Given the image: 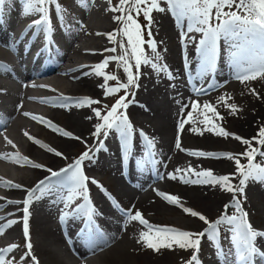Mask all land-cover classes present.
Returning <instances> with one entry per match:
<instances>
[{
    "label": "bare ground",
    "instance_id": "6f19581e",
    "mask_svg": "<svg viewBox=\"0 0 264 264\" xmlns=\"http://www.w3.org/2000/svg\"><path fill=\"white\" fill-rule=\"evenodd\" d=\"M16 1H19V0H13V3H16ZM61 2H62V0H61ZM82 2H84V1H80V2L74 1L73 8H71L73 12H72L71 17L68 20L64 19V21H59L57 16H56V14H55V11L54 12H50L51 22H52V25H53V31L50 34H48V36H45L39 29H32V30H35L33 32V34L31 36L27 35V33L30 31V25L33 23L34 20L39 18V15L25 16L23 14V9H21V10H18L17 12L15 11V16H13V17L8 19L7 18V14L8 13L7 14L5 12L3 13L2 19L7 20V26L4 27V24L0 25V40L4 41V40H7L8 38H12L13 42H15L13 45L14 46H18V47L16 49L17 53H14L12 50H7L6 48H0V65L6 64V65H10V66H12L14 68L13 70H11L10 68L8 69V67H7V70H2V71L0 70V93H2L4 95V97H5V95L9 96V99H7L4 104L1 105V103H0V182H5L6 181L9 184L13 185V187H11V188L0 187V211L1 210L3 211V213L0 214V224L1 225L2 224H6L8 221H11V220H8V217H10V216L12 217L13 214L17 213V210L10 211L9 209H11V208H8L7 205H15L16 204V206H17V204L20 203V201H18V200L22 199V196H21L22 192L24 193V195L25 194L27 195L28 194V190L30 188L31 189L35 188L36 185H38L40 181L45 180L46 178L50 177L51 173L48 171V169H51L52 171L60 172L62 169L69 167V165H71V163H67L66 162L67 164H64V165L61 166L63 161H61V162H59V161L62 160V159L65 161V160H68V159L74 157L75 149L79 145H83L82 148L80 147L82 151H89L90 150L89 143L91 144V142H89V141H91V140L93 141L92 138L95 136L94 135V133H95V125L97 123H100V121L95 117L93 109H101L102 115H106L107 111L110 110V108H111L109 103H108L109 100H103V98H105L104 97L105 88L103 87L104 79L101 76H96L93 70L98 64L102 63L107 57H112V55L104 56L102 54H99V50L103 49L104 48L103 46H105V45H102V44L100 45L99 43L97 44L95 41H97V38L99 39L103 35H105L103 37H106L107 36L106 33L110 34L111 30L114 29L115 27L114 28H112V26L111 27H107V24L105 23V21H106V18H108V17H105V16L103 17L102 15L100 16L99 13H98V10L95 11V10H91V9L89 10V8L87 9L86 4L84 5ZM118 4H119V0H117L116 6ZM20 5H21V3H20ZM107 12H108V10H107ZM116 13L117 12H114L112 14L110 13L111 15L109 16V18H111V19H108V20H112L113 23H115V24L117 23V21L114 19V17L117 16ZM154 13L155 14H153V16H154V19L156 21L158 19L156 17H157V15L160 16L159 15L160 13H156V12H154ZM168 21H170V20H168ZM172 21H173V19H172ZM144 22H146V21H144ZM13 23H15V24L17 23V25L14 26ZM166 23H168V22H166ZM171 24L172 23H170L169 25H171ZM62 25L66 26V28L68 29V33L65 32L64 28H62ZM175 28H177V27H175ZM157 30H160V29L157 28ZM163 30H165V29H163ZM176 31L178 32V30H176ZM185 31H186V29H185ZM114 32H112V33H114ZM155 32H156V30H155ZM155 32H154V29H153V33H155ZM77 33H83V34H86V35L88 34V37L90 38V40H88L89 38L87 40L89 42L84 43L85 42L84 40H79V42L74 45V42L77 39L76 38L77 37ZM181 33H182V30H181ZM177 34H176V36H177ZM58 35H61L62 38H63V41H61L62 53L59 55V58L56 61L42 60V61L39 62L40 66H41L42 73L44 74V75H42L40 77L42 79L40 81V83L37 82V83H34V84H29L31 86L30 88H28V87H26L24 85H21L20 82H19V79H18L20 76H23L24 78H26V80L30 79V76H29L30 70L28 69L30 62L28 60H25V61L23 60L26 57L18 60L17 56L18 55H22V52H25L27 55H29L31 57H34V55L38 52L40 47L44 48L45 47L44 45L49 44V39L51 41H53L54 39H56L58 37ZM116 37H118V36H116ZM21 38H24L23 41L21 40ZM169 38H171V36ZM156 39H159V36ZM178 39H179V37H178ZM117 40H118V38H117ZM172 42H174V40ZM189 43H192V42H189ZM170 44H171V42H170ZM188 48H190V47H188ZM106 49H107V47H106ZM178 50L180 51V49H178ZM72 52H73V54L76 55L75 58H77V56L80 57L79 61H76L77 59L75 60V58L74 59L70 58V57L68 58L69 53L72 54ZM195 56H197V55L195 54ZM168 58H169V56H168ZM170 61H172V60H170ZM197 61H198V59H196L195 61H192V63L195 64V63H197ZM108 66L109 65L106 66L105 70H109L110 69ZM112 66H113V64H112ZM109 71H111V70H109ZM226 71H228V70H226ZM118 72H119V68H118ZM108 74H110V73H108ZM66 76L68 77L67 80H66ZM123 77H125V76L123 75ZM123 77L122 78L120 77V78L123 79ZM147 77L145 78L146 80H147ZM10 78H12L14 80V83L11 82V81H8V79H10ZM37 79H39V78L37 77ZM159 81H161V80H159ZM246 82H248V81H246ZM179 85H180V88H181V84H179ZM142 87H143V85H142ZM156 88H158V87H156ZM148 89H149V87H148ZM135 90L136 89L133 90L134 94L136 92ZM141 90H143V89H141ZM145 90H147V89H145ZM175 90H177V89H175ZM240 90H241V88H240ZM253 90H255V94L253 93ZM156 91H158V90L156 89ZM153 92H154V90H153ZM180 92H182V91H180ZM236 92L238 93L237 90H236ZM147 93H148V91H147ZM154 93H156V92H154ZM161 93H163V91L160 92V94ZM212 93L214 94L213 96L219 98V100L221 99V97H224L225 100H231L232 99L230 96H226L221 91L220 92L214 91ZM229 93H231V91H229ZM229 93H228V95H229ZM233 94H234V92H233ZM240 95L242 96V100L247 98V99L251 100L252 103H253L252 104L253 109H254L253 115L251 117L249 116L246 119V117H245L246 114H247L246 113V114H244L245 116L243 115L241 117V119L239 118V124L241 125V129H242V127H244V132H242V133H244L246 137H250L251 134H254L258 130V127H260L259 125H261L262 121L264 120V83L263 84L260 83L259 86L252 87V89H251L250 86H249V89L244 87V90L241 91ZM61 96L68 97V98H71V99L69 101H67V102H62V101L59 100V98ZM171 96H172V94H171ZM134 97H135V95H134ZM134 97H133V99H134ZM253 97H255V99H253ZM83 98H91V99H94V100H98V101H100V103L99 104H94V105H91V106H82V107L75 106V102L77 100H80V99H83ZM107 98L110 99L111 97H107ZM141 98H143V97H141ZM148 98H149V96H148ZM238 99H237V101H238ZM139 100H142V99H139ZM143 100H144V98H143ZM232 100H234V99H232ZM42 101H48V102L47 103H43ZM158 101H160V100H158ZM199 101H201V100H199ZM203 101L205 102L204 99H203ZM110 102H111V99H110ZM161 102H162V100H161ZM61 103H67V104H69L71 106L59 107ZM201 104L204 105V103H201ZM211 104H212V102H211ZM215 104H217V103H215ZM168 105L169 104H167V106ZM190 105H192V104H190ZM234 105H237V104H234ZM130 106L133 107L132 109L136 108L135 107L136 105L134 103H130ZM151 106H153V105H151ZM240 106H242V104H240ZM57 107H59V108H57ZM185 107H186V105H185ZM243 108H244V106L242 107V109ZM127 109H125V110H127ZM140 109H143V108L140 107ZM167 109H169V107ZM167 111H169V110H167ZM190 111H191V109H190ZM190 111H188V112H190ZM183 112H182V114H183ZM237 112H238V110H237ZM25 113H27L28 115H25ZM156 113H158V112H156ZM148 114H149V112H148ZM198 115L199 114H197V116ZM163 116H166V114L163 115ZM186 116H187V114H186ZM32 117H37L38 119H33ZM133 117H134V115H133ZM128 118H129L131 124L133 125V129H134L133 137L135 138V136H137L136 135L137 132H139L138 130L136 131V128H137V125H138V120H136L135 118H131L130 119V116H128ZM179 118H180V116H179ZM25 119L33 120V121L37 122L38 125L36 124L37 126H33V127H30V129H28V127H26L27 125H26V120ZM154 120H156V119H154ZM160 120H159V122H160ZM163 120H165V118ZM167 120L168 119H166V121ZM199 120H197V121H199ZM203 122L204 121H202V123ZM167 123H168V121H167ZM151 124H153V123H151ZM239 124H237V125L239 126ZM30 126H32V125L30 124ZM52 126H55V128L58 129L59 131H54ZM139 126H142V125H139ZM153 126L154 125L149 126L148 129L150 127H153ZM161 126L157 128L158 133L161 131L160 129H163ZM209 128L210 127H205L204 128L205 136L207 138L206 142L209 144V146L207 148L208 152L212 153L214 156H218V157H225L227 155H230L233 152V151H231L233 146L229 145L226 142V139L221 140V139H219V137L217 138V136L216 137L214 136V137L211 138L210 135L214 131L212 133L207 132L206 130H208ZM150 129H152V128H150ZM164 129H163V131H164ZM154 130H155V128H154ZM230 130L226 129L225 131L229 133ZM143 131H145V130H143ZM189 131L196 137L202 135V132H197L195 130V128L194 129L192 128ZM63 132H67L70 135L68 137H65L64 135H62ZM235 132H237V131L235 130ZM148 133L147 134L149 135V138L152 137L153 133H154L153 129H152V131L149 130ZM163 134L164 133H162V135ZM231 134L233 135V132H231ZM214 135H216V134L214 133ZM158 137H160V136H158ZM183 137H184V135H183ZM177 138H178V135H177ZM192 140H194V139H192ZM35 141H39L40 143L37 144ZM84 142L85 143L88 142V143L85 144ZM118 142H119V140H117L114 143V146L117 147V143ZM200 142H201V140H200ZM229 143H231V142H229ZM199 144L200 143L198 142V146L200 147L201 144L200 145ZM40 145H44V147H41ZM181 145H183V144H181ZM204 145H205V143H204ZM174 146H175V144H174ZM246 146H248V145H246ZM246 146H245V148H246ZM48 148L52 149V151H48L47 150ZM155 148H156V146H155ZM175 148H177V147L175 146ZM100 151H101V153H108V152H110L112 150H110V149H101ZM55 152L62 153V156L55 155ZM95 152L98 153L99 151H95ZM93 154H94V152L92 153V155ZM173 157H174V155H173ZM14 158H23V159L21 160L20 163L10 162ZM185 158H187V157H185ZM214 160L215 161L213 162V165H212V167H213L212 171L216 172L220 176H223L224 172L226 173V175H230V173H232L231 171H228L229 167H233L232 160H229L227 158H220V159H214ZM25 161L30 162V164H40L42 167L39 168V169L31 167L30 164H25ZM190 162H192V159L190 160ZM176 163H178V162L176 161ZM179 163L181 164V162H179ZM241 163L245 164L243 162H241ZM9 164H10V166H7ZM21 164H25V166H21ZM191 164H193V163H191ZM13 165H15L16 167H14ZM57 165H59L58 166L59 168L57 167ZM183 166L180 167V165H179L178 167H180L179 169H182V170H186V169L189 168V167H183ZM88 167H89V165H88ZM125 167H127V164H125ZM176 167H177L176 165L174 167L173 165L172 166H170V165L168 166L166 164L161 169V171H164V170H165V172L175 171ZM212 167H210V168H212ZM85 168H84V163H83L82 164V171L85 173L86 176H88L90 178V180L94 179V178H92L93 176L91 177L92 174L91 175L86 174L87 173L86 172L87 168H86V170H85ZM13 169H15V171ZM192 169H194V167ZM199 171H201V170H199ZM45 172H47V174L44 175ZM188 176H190L191 179H195V177L192 176L191 174H188ZM160 177L161 176H157L156 179H158ZM112 179H114V178H112ZM53 180H55V178H53ZM171 181H172V179H171ZM30 183L32 184L31 185L32 187L30 186L28 188ZM15 185H19L20 187L19 188L14 187ZM233 185H235V184H233ZM154 186L155 185L153 184V187ZM185 186L188 189H186L184 191L179 190L178 192H171L172 196H175L178 199H180L179 200V208L182 211H183V208H185V207H187L189 209L190 208L192 209L193 206L190 203H193L194 205L201 204V206H202V204H204V202L206 203V202H208V199H210V202L213 203V204H209L208 205L209 207H207V209H208L209 212H211V211H214L213 207H216L217 204H219L222 201L221 197H220V194H221V188L220 187H211L210 185H209L210 187L209 186H200L199 187L197 185H192V184H185ZM25 187H26V191H25ZM60 187L61 186H57L56 189L60 188ZM201 188H202L203 194H199V192H201L200 191ZM60 191H66V189L63 188ZM170 191H173V190L171 189ZM189 192L192 193V195L188 194ZM157 193H159V192H157ZM17 194H20L19 196H21V197L18 198ZM224 194H226V192L223 193V195ZM249 194H251V193H249ZM25 196H23V197L25 198ZM50 196L52 198L57 199V198H59L58 196H60V195H58L57 191L52 190V195H50ZM229 197H231V196H229ZM245 197H243V198H245ZM142 199H144V198H142ZM147 199H145V200H147ZM120 200H121V198H120ZM224 200H226V199H224ZM242 200L244 202V199H242ZM8 201H11L12 203H8ZM147 203H149V202H147ZM147 203L134 199V200L131 201L130 204H131V208L132 209H143L145 211V213L148 215V217L146 216L147 218L145 220L148 221V222H151V225L154 226V227H162V226H158V225H155V224H162L163 226L165 224L167 227H172V228H175L177 230L189 231V232H193V233L200 232V231H198V232L195 231L198 227H200V229L202 228V230L205 227L204 225H203L204 227H202V223L203 222L200 221L198 219V217H196L197 221H192V220L191 221L190 220L186 221V220H184L182 222L183 223L182 228H180L181 226L180 227H178V226L175 227L172 224L167 223L168 221H166V219H164L162 217L157 218L158 216H161L163 214L162 210L158 209V208L154 209V208L151 207L152 203H151L150 206ZM231 203H232V198H231ZM263 204H264V201H263ZM244 206H245L244 211L249 212V210H250L252 212H256L257 214H259V217H257V218L260 220V223H264V205H263V208H261V207H259V205L257 203L255 204L250 199L248 200L246 198ZM220 208H222V207H220ZM34 209H36V208L35 207L32 208V210H34ZM62 209H64V206L62 207ZM216 209H218V208H216ZM169 210H171V209H169ZM174 210H175V208H174ZM44 211H46V210H44ZM64 211H65V209H64ZM35 213H37V212H35ZM100 213H98V214L95 213V214H96V216H100ZM204 213H206V212L204 211ZM22 215L23 214H21V216ZM44 216L45 215L39 216V219H37V220H39V223L40 222L42 224L44 223V221H45V219L43 218ZM15 218L17 219V217H15ZM251 218H253V217H251ZM76 219H77V217H74V218L73 217H69L66 221L61 223L62 228L64 229L65 227L68 226L69 223L74 222ZM151 219L153 221H151ZM18 221H19V219H18ZM160 221H163L165 223H162ZM250 223H252V222H250ZM15 225H16V222H15ZM175 225H176V223H175ZM177 225H180V224H177ZM20 226H18V228H20ZM36 226H37V223L34 226V228ZM16 227L13 228L12 230L14 231V229H16ZM118 229L122 230L121 233H124V231H125L123 225L122 226L119 225ZM38 230L42 231L41 227ZM202 230H201V232H202ZM20 231H22V230L20 229ZM9 232L10 231H7V230L4 231L3 237L8 235ZM31 233H33V229L32 228L29 229V234L31 235ZM10 234L14 238L12 237V239L10 238L11 240H7V239H5L6 238L5 237L4 238L5 241H8L6 246L16 245L17 247L14 249V251L8 253L6 257H8V258L9 257L10 258L15 257L17 259H21V257L22 256H26L27 252H28V249L26 248V239L22 235H20L19 233H18L19 236H15V234L13 235V232L10 233ZM153 235L155 236V234H153ZM30 238H31V236H30ZM114 238L115 237L112 238V241L118 240L117 237L115 239ZM35 240H34L33 237H32V239H30L31 244H32V250L31 251H32V254L36 257V259L40 255V257L43 258V263L44 264L45 263H47V264H66V262H65V260L63 259L62 256H59V255L56 256L55 254L53 255L52 252H50L49 250H46V249L43 248L44 245H42L41 242L40 243L37 242V241L35 242ZM133 240H134V238H133ZM133 240H132V242L126 240L125 243L121 242V240H118L119 242L118 241L117 242L119 244L117 246L113 245V247H110L109 249L107 248L106 250L104 248L105 251L103 253H101L100 255H97L98 256L96 258V260L98 261L97 264H99V263H102V264H124V262L130 261L128 259H131V258L134 259V263L135 264H174V263H177L179 261V258H181V259H182V257L184 258L183 255L185 253H187L188 251H190V252H188L189 255L193 254L191 250H182V249H179L178 247H175V246H174V250L160 249V251L157 252V251H153L152 249H149V248L145 247L143 244L138 243L137 241H136L137 243H135V241H133ZM43 241H44V239H43ZM207 243H208V241H207ZM203 244H205V243L201 244V248H202ZM209 247L214 248V246L211 245V244L209 245ZM17 248H19V249H17ZM100 249H101V247H100ZM102 249H103V247H102ZM262 250H263V248H262ZM95 251L96 250H94L93 253H95ZM201 258H203L202 264H209V261L211 260L210 259L211 256H210L209 252L206 253V254L203 252V254L201 255ZM45 260H47L48 262H45ZM37 261L39 262V264H41L40 262H42V261H40L38 259H37ZM183 262H184V260H183ZM23 264H33L31 256H28L27 259L23 261Z\"/></svg>",
    "mask_w": 264,
    "mask_h": 264
},
{
    "label": "snow or ice",
    "instance_id": "6c2138e0",
    "mask_svg": "<svg viewBox=\"0 0 264 264\" xmlns=\"http://www.w3.org/2000/svg\"><path fill=\"white\" fill-rule=\"evenodd\" d=\"M111 3V0H108ZM10 3V0H0V18H2L5 6ZM49 5L55 6V14L59 21H64L65 12H62L61 5L58 0H23V14L25 16L39 15V18L34 20L30 25V30L39 29L45 36H48L53 31ZM164 5V6H162ZM235 7V10H232ZM225 9H228L225 11ZM109 10L119 12L120 15L114 17L120 23L118 34L125 38L116 40L117 33L108 34V39L119 47V55L106 58L102 63L94 68L96 76L103 77L105 84V96H110L124 91V95L120 96L115 104L107 111L106 115H102L101 109H93L95 117L101 121L95 125L94 135L97 138L103 136L107 138L110 132L114 131L118 134L122 148L127 154L133 143V125L124 111L133 101H129V95L134 96V89L139 88V79L141 76V68L148 67L157 76H163L169 81L174 80L175 76L164 62L161 51L158 48V43L153 36V27L156 26L153 13L169 12L174 17L177 26L183 27L187 22L186 32L182 34V43L187 48L188 41L194 39L193 36L187 35L190 33H198L202 38L198 40L196 52L200 57L199 68L197 70V78H203L207 74L213 72L216 67V59L218 54V42L223 38L226 41H231V46L234 49L232 52L233 66L236 69V78L242 83L254 80L257 77H264V0H119V4ZM135 14V16L133 15ZM142 15L145 24L138 22V17ZM216 21V23H213ZM147 31V40L144 38V31ZM49 43L51 40L49 39ZM147 45V50L145 49ZM113 53L117 52V47L106 49ZM150 51L151 55L147 54ZM110 60L115 61L118 68H122L123 74L126 77V82H122L121 78L116 74H108L104 71ZM135 69V71H133ZM0 70H7V66L0 65ZM108 81H114L115 86H108ZM199 91L203 92L201 88ZM255 94V90H253ZM71 98L61 96L62 102H67ZM225 101L224 97H221ZM47 103L48 101H42ZM100 101L91 98H83L75 102V106H91L99 104ZM226 103V101H225ZM61 106H71L67 103H61ZM200 107L194 103L193 111ZM204 108L212 111L217 117L219 114L211 105H203ZM226 107L235 114L237 107L234 104H227ZM25 115H28L25 113ZM191 113L189 119H191ZM38 119L37 117H32ZM184 121L179 124V128H184ZM210 123V121H209ZM54 131H59L52 126ZM213 131V128H209ZM217 135L227 137L229 133L220 129L216 131ZM62 135L68 137L70 134L63 132ZM146 141L147 147H153V142L143 131L139 133ZM259 139L257 143L261 148H264V128L259 131ZM241 140L240 137H234ZM256 139V138H254ZM39 144V141H35ZM245 145H249L245 153L241 154L247 159L246 164H242L239 159H235L237 169L236 175L239 177L237 185H233L231 180L236 178V175L216 176L212 170L196 171L189 167L186 170L176 169V172H183L184 176L191 174L195 179L181 177L183 183L199 185V186H219L222 190L230 192L233 195V203L225 206V212L215 221H209L203 214L197 213L187 207L183 208L186 214L192 217H198L206 228L202 232L193 233L189 231L177 230L172 227H154L148 223L141 212L136 211L135 214H129L128 219L138 221L141 225L147 228L146 232H141L138 243L153 251L160 249L174 250V246L182 250H191L192 255L187 264H202L199 258V252L203 239L206 237L208 242L214 246L215 252L222 264H254V261H264V250L258 241H264V230H257L248 220V213L244 211L240 200L237 198V193L244 194L245 187L249 181L262 183L264 182V151L260 148L251 147V141L242 140ZM44 147V145H40ZM176 147L180 148L179 140ZM104 148L101 141L99 147L95 151ZM48 151L52 149L48 148ZM93 150L85 151L75 160L69 167L62 169L60 172L52 171L50 177L39 182V184L28 190L27 198L24 203L23 231L26 239L27 255L21 257V264L31 256L33 264H39L36 257L32 254V244L29 235V205L34 200L42 199L50 193L54 185H59L66 189V197L62 203L65 211L62 213L60 220L64 222L69 217H82L85 223V232H91L95 225L93 219L95 208L90 199V191L88 184L97 185L104 192L112 203L119 207L118 203L108 195L102 185H99L95 179H91L82 171L84 161L94 159L90 154ZM154 155V153H152ZM190 155L220 159L227 158L233 160L234 157L227 155L225 157L214 156L212 153L196 151L189 153ZM55 155L62 156V153L55 152ZM261 157V162H257L256 157ZM23 158H14L10 162L20 163ZM127 159V155H125ZM25 164L30 162L25 161ZM21 164V166H25ZM31 167L41 168L40 164H30ZM55 178V180H53ZM171 179H177V175L172 174ZM0 187L11 188L13 185L8 182H0ZM14 187L19 188V185ZM39 193V195H37ZM163 198L170 204H179L177 197L172 195H164ZM246 199V197H245ZM82 200L83 203H76ZM8 203H12L8 201ZM231 207L236 210L235 215H229L227 209ZM15 221H8L6 225L0 226V235H3L7 227H11ZM222 227H227L230 233V247L225 250L219 243ZM153 233L155 236H153ZM17 246L11 245L4 249H0V264H13V261L7 260L6 255L12 252ZM234 250V251H233Z\"/></svg>",
    "mask_w": 264,
    "mask_h": 264
},
{
    "label": "rangeland",
    "instance_id": "374dc122",
    "mask_svg": "<svg viewBox=\"0 0 264 264\" xmlns=\"http://www.w3.org/2000/svg\"><path fill=\"white\" fill-rule=\"evenodd\" d=\"M21 1V2H20ZM74 1H78V2H80V1H84V2H82L84 5L86 4V7H87V9L89 8V10L91 9V10H98V13H99V15L101 16H105V17H108V18H106V21H105V23L107 24V27H111L112 26V28H114V29H112L111 30V32H110V34L112 33V32H114V33H117V35L116 36H118V37H115V39L117 40V38H118V40H120V39H125V38H123V37H121L119 34H118V32H119V29H120V23L117 21V23L115 24V23H113V21L112 20H108V19H111V18H109V16L112 14V13H114V11L112 12L111 10H109L110 8H113V7H115L116 6V4H117V0H111V3H109L108 2V0H62V2H61V0H58V3L61 5V10H62V12H65V10H66V13H65V19H69L70 17H71V15H72V9L71 8H73V5H74ZM68 2V3H67ZM87 2V3H86ZM20 3H21V5H20ZM70 3V4H69ZM69 6H68V5ZM114 4V5H113ZM10 5V6H9ZM72 5V6H71ZM83 5V6H84ZM71 6V7H70ZM102 8H101V7ZM162 6H164V5H162ZM50 9H49V12H54L55 10V6L54 5H49L48 6ZM95 8V9H94ZM21 9H23V0H19V1H16V3H13V2H10L9 4H7L6 6H5V9H4V12L7 14L8 13V15H12V17L13 16H15V11L17 12L18 10H21ZM10 10V11H9ZM69 10V11H68ZM100 10V11H99ZM107 10H108V12H107ZM228 9H225V11H227ZM232 10H235V7H233V9ZM110 11V12H109ZM10 12V13H9ZM89 12V11H88ZM111 13V14H110ZM119 12H117L116 13V15L117 16H119L120 15V13L118 14ZM69 14V15H68ZM153 14H155V13H153ZM164 14V15H163ZM36 15H38V14H36ZM134 16H135V14H133ZM160 16H158L157 15V17L156 18H158L157 20H156V27L154 26L153 27V29H154V32H155V30H156V32L155 33H153V36H154V39L157 41V42H161V43H158V48H159V50L161 51V55H162V57H163V60H164V62H167V65H168V68L171 70V72L174 74V76H175V79L174 80H171V81H169L167 78H165V77H163V76H156V74H154L153 72H152V70L150 69V68H148V67H143V68H141V76H140V80H139V88L138 89H136L135 91V97L134 96H132V95H129V97H128V100L129 101H133V102H131V103H134L136 106V108L135 109H132L133 107L132 106H130V104H129V107H128V109L127 110H121V111H124L125 113H127L126 115H128V116H130V119L131 118H135L136 120H138V125H137V128H136V131L138 130L139 132H141V131H143V130H145V131H143V133H145L147 136H149L148 134V132H149V130L150 131H152V129H153V131H154V133H153V136L152 137H148L149 139H151L152 140V142H153V147L150 149L149 147H147V144H145L144 146L145 147H143L142 146V151H143V153H144V150L146 151V153L147 154H149V156H152V157H159V158H161V160H166V162H167V165L169 166H174L175 167V165L177 166L176 168H175V171H168V172H165V170L164 171H162V172H160L159 174H158V176H161L160 178H158L157 179V181H155V183L153 182L152 183V185L154 184L155 186L153 187V188H155L153 191H150V190H138V191H135L136 193L134 194V196L132 197V198H130L129 197V195L127 194V192H126V190H125V187L126 186H124V184H123V178H122V173H130V172H135V166L136 167H138L139 166V160H135L136 162H132V165H131V163H130V165H128L127 166V170H125V171H121V172H117V171H115L114 170V175H112V170H110L109 168H108V166H106V167H102V165H100L99 163H97L94 159L93 160H91V161H88V160H86V161H84L83 163H84V168L86 167L87 168V170H86V168H85V170H86V174H88V175H91V177L92 178H96L95 180L98 182V184L99 185H102L103 186V188L106 190V191H109V192H112V193H117V196H118V198H119V200H120V198H121V200H120V202L123 204V206H124V208L121 206V208H122V212H124V216L123 217H120L119 218V220H118V222H117V224H114V227H113V233H115V236L117 237V239L118 240H121V242H126V240H128V241H131L132 242V240H133V238H134V240L133 241H135V243H137L138 242V240L140 239V234H141V232H146L147 231V228L144 226V225H141L138 221H131V220H129L128 219V215L131 213V214H135V212L136 211H139V212H141V214H142V217L144 218V219H146L147 217H148V215L145 213V211L143 210V209H132L131 208V201L132 200H134V199H136V200H138V201H142V202H145V203H147V202H149V203H147L149 206L151 205V203H152V205H151V207L152 208H154V209H156V208H158V209H161L162 210V212H163V214L161 215V216H158L157 218H159V217H162V218H164V219H166V221H168L167 223H170V224H172L173 226H175V227H180V228H182V226H183V221L184 220H186V221H197V218L195 217H192L190 214H185L184 213V211H182L180 208H179V204L178 205H176V204H170V203H168L164 198H163V196L164 195H172L171 194V192H178L179 190H182V191H184V190H186V189H188V188H186V186H185V184L186 183H183L182 182V180H181V177H184V178H191L190 176H184V173L182 172H180V173H176V169H179L180 167H182L183 165V167H191V168H193L194 167V169L196 170V171H199V170H212L213 169V167H212V165H213V162L215 161L214 159H212V158H202V157H197V156H193V155H190L189 153H191V152H196V151H203V152H206V153H209L208 152V150H207V148H208V146H209V144L206 142L207 141V138H206V136H205V131H204V128L205 127H210V128H213V131H208V130H206L207 132H209V133H212L210 136H211V138L212 137H216L217 136V138L219 137V139H221V140H224V139H226V142L229 144V145H231V146H233L232 147V149H231V151H233L230 155L231 156H233L234 157V159L232 160V163H233V167H229V169H228V171H231L232 173H230V175H228V176H233V175H236V171H237V169H236V165H235V159H239L241 162H243V163H247V159H246V157L245 156H242L241 154H243V153H245V151L248 149V147H249V145L248 146H246L244 143H242V140H249V141H251L252 143H251V145L250 146H252V147H255V148H260V150L261 151H264V148H261L260 146H259V144L257 143V140L259 139V136H258V134H259V131H260V129H262V128H264V120L262 121V124L261 125H259L260 127H258V130L254 133V134H251L250 135V137H246L245 136V134L244 133H242V132H244V127H242V129H241V125L239 124V118L241 119V117L244 115V114H246V119L250 116H252L253 115V113H254V109H253V106H252V101L251 100H249V99H247V98H245V99H243L242 100V96L240 95V93H241V91H243L244 90V87L245 88H247V89H249V86L251 87V89H252V87H257V86H259V84L260 83H264V77H257L256 79H254V80H250V81H248V82H241L240 80H237V78L235 77L236 75H237V73H236V69L234 68V66H233V60H232V52L234 51V49L231 47V50L230 49H227V48H225L222 44H219L221 41H226L225 39H221L219 42H218V54L219 53H224V54H226V57H227V61L228 62H225V63H223V64H221V65H219L218 66V70H219V72H220V74H221V76H222V80L215 86V87H213V88H211V89H209L208 91H206V93L204 92V93H194L193 91L195 90V87H196V83L194 82L193 84H189L190 82H183V80H182V77H181V74H180V67H182V66H184L185 64H187L188 63V60L189 59H193V58H199V60L197 61V63H195L194 64V66L195 67H193L194 68V70H198V68H199V63H200V57H199V55H198V53L196 52V48L198 47V39H200V38H202L201 36H200V34H198V33H190V34H187V35H190V36H193L194 37V39L192 40V41H188L187 42V44H188V46H187V48H185V46H184V43H182V34H184L186 31H185V29H186V26H187V22H185V25L183 26V27H178L177 26V23H176V21H175V19H174V17L171 15V13H169V12H166V13H160L159 14ZM171 18V19H170ZM172 19H173V21H172ZM168 20H170V21H168ZM145 20H144V18H143V16L142 15H140L139 17H138V22L139 23H141L142 25L143 24H145L146 22H144ZM168 22V23H166V22ZM159 23V24H158ZM170 23H172L171 25H169ZM213 23H216V21H213ZM14 24V26H16L17 25V23L15 24V23H13ZM105 24V25H106ZM169 25V26H168ZM117 26V27H116ZM163 26V27H162ZM168 28H167V27ZM171 26V27H170ZM175 27H177V28H175ZM62 28H64V30H65V32L66 33H68V29L66 28V26H64V25H62ZM157 28L158 29H160V30H157ZM153 29H152V31H153ZM162 29V30H161ZM163 29H165V30H163ZM174 29V30H173ZM81 30V29H80ZM176 30H178V32L176 31ZM181 30H182V33H181ZM35 30H33L32 32H34ZM185 31V32H184ZM164 32V33H163ZM147 31L145 30L144 31V38L147 40V38H148V36H147ZM163 33V34H162ZM178 33V34H177ZM176 34H177V36H176ZM106 35L108 36V34L106 33ZM164 35V36H163ZM103 36H105V35H103ZM100 37L99 39L97 38V41H95L97 44L99 43L100 45L102 44V45H105V46H103L104 48L103 49H100L99 50V54H102V55H104V56H110V55H112V57L113 56H117V55H119V47H118V45L117 44H115V43H113L112 41H110L109 39H108V37L106 36V37ZM158 36H159V39H156V38H158ZM171 36V38H169ZM61 37V35H58V38H60ZM84 39H83V38ZM164 37V38H163ZM177 37V38H176ZM178 37H179V39H178ZM77 39H76V41L74 42V45L75 44H77L78 42H79V40H84L85 42L84 43H86V42H89L88 40H90V38L88 37V34L86 35V34H83V33H77V37H76ZM89 38V39H88ZM107 38V39H106ZM120 38V39H119ZM161 38V39H160ZM173 38V39H172ZM88 39V40H87ZM169 39V40H168ZM159 40V41H158ZM174 40V42H172ZM178 40V41H177ZM92 41V40H91ZM163 41V42H162ZM166 41V42H165ZM194 41V42H193ZM170 42H171V44H170ZM189 42H192V43H189ZM4 42H0V48H6L7 50H12L14 53H17V47L18 46H14L13 45V43L11 44H9V43H4ZM165 43V44H164ZM7 46H6V45ZM162 46H161V45ZM168 44V45H167ZM179 44V45H178ZM190 44V45H189ZM228 44H230L231 45V41H229V43ZM160 45V46H159ZM175 47H174V46ZM182 47H181V46ZM13 46V47H12ZM168 46V47H167ZM8 47V48H7ZM106 47H107V49H111V48H113V47H117V52L116 53H113V52H111V51H106ZM145 47V49L147 48V45H145L144 46ZM188 47H190V48H188ZM11 48V49H10ZM178 49H180V51L178 50ZM182 49V50H181ZM16 50V51H15ZM147 50V49H146ZM104 51V52H103ZM166 51V52H165ZM194 51V52H193ZM168 52V53H167ZM147 54H149V55H151V53H150V51H147ZM195 54L197 55V56H195ZM73 55V56H72ZM168 56H169V58H168ZM75 58L76 57V55L75 54H73V52H72V54L71 53H69V55H68V58ZM79 56H77V58H75V60L76 61H79V59H80V57L78 58ZM107 58H109V57H107ZM166 59V60H165ZM175 59V60H174ZM170 60H172V61H170ZM229 61L231 62V63H229ZM113 61L112 60H110V62H109V70H111V71H109V70H105L104 69V71L106 72V73H110V74H116V75H118L119 77H123V71H122V68H119V72H118V67H117V64L115 63V61L112 63ZM93 63V62H92ZM112 64H113V66H112ZM176 65V66H175ZM117 69H116V68ZM113 70V71H112ZM226 70H228V71H226ZM2 71V70H1ZM133 71H135V69H133ZM145 71V72H144ZM151 71V72H150ZM232 72V73H231ZM234 72V73H233ZM147 73V74H146ZM150 73V74H149ZM143 75V76H142ZM150 75V76H149ZM148 76V77H147ZM178 76V77H177ZM234 76V77H233ZM147 77V80L145 79ZM150 77V78H149ZM155 77V78H154ZM67 76H66V80H67ZM142 79V80H141ZM145 79V80H144ZM65 80V81H66ZM159 80H161V81H159ZM121 81L122 82H126V78L125 77H123V79H121ZM155 81V82H154ZM163 81V82H162ZM151 82V83H150ZM228 82V83H227ZM238 82V83H237ZM21 84H24V86H26V87H28V88H30L31 86H28V84H26L24 81L23 82H20ZM115 83L116 82H114V81H108L107 82V85L108 86H115ZM147 83V84H146ZM160 83V84H159ZM105 84V81H104V83H103V85ZM157 84V85H156ZM179 84H181V88H180V85ZM142 85H143V87H142ZM148 85V86H147ZM241 85V86H240ZM151 86V87H150ZM163 86V87H162ZM169 86V87H168ZM179 86V87H178ZM141 87V88H140ZM146 87V88H145ZM148 87H149V89H148ZM156 87H158V88H156ZM165 88V89H164ZM170 88V89H169ZM240 88H241V90H240ZM141 89H143V90H141ZM145 89H147V90H145ZM156 89L158 90V91H156ZM175 89H177V90H175ZM184 89V90H183ZM221 89V90H220ZM228 89V90H227ZM141 90V91H140ZM151 90V91H150ZM153 90H154V92H156V93H154L153 92ZM160 90V91H159ZM169 90V91H168ZM182 91V92H180V91ZM236 90L238 91V93L236 92ZM246 90V89H245ZM141 93H139V92ZM145 93H144V92ZM147 91H148V93H147ZM163 91V93H161L160 94V92H162ZM172 91V92H171ZM214 91H218V92H222V93H224L226 96H230L232 99H234V100H225L226 101V103L227 104H229V105H231V103L232 104H237L236 105V107H237V110H238V112L236 111V113H235V115L229 110V108L228 107H226V103H225V101H222L221 99L219 100V98H217V97H215V96H213L214 94L212 93V92H214ZM229 91H231V93H229ZM234 92V94H233V92ZM176 92V93H175ZM227 92V93H226ZM152 93V94H151ZM167 93V94H166ZM182 93V94H181ZM212 93V94H211ZM228 93H229V95H228ZM1 95H0V103H1V105L2 104H4L5 103V101L7 100V99H9V96H6L5 95V97H4V95L2 94V93H0ZM125 93H124V91L123 90H121L119 93H116V94H113V95H110V96H105L104 95V97L105 98H103V100H109L108 101V103H109V105H110V107H112L114 104H115V102H116V100L120 97V96H123ZM139 94V95H138ZM155 94V95H154ZM169 94V95H168ZM171 94H172V96H171ZM207 94V95H206ZM233 94V95H232ZM239 94V95H238ZM143 95V96H142ZM145 95V96H144ZM155 97H154V96ZM164 95V96H163ZM200 95V96H199ZM139 96V97H138ZM148 96H149V98H148ZM174 96V97H173ZM204 96V97H203ZM233 96V97H232ZM107 97H111L110 99H111V102H110V99H108ZM133 97H134V99H133ZM141 97H143L144 98V100H143V98H141ZM157 97V98H156ZM166 97V98H165ZM200 97V98H199ZM240 97V98H239ZM107 98V99H106ZM146 98V99H145ZM151 98V99H150ZM209 98V99H208ZM238 99V101H237V99ZM139 99H142V100H139ZM168 99V100H167ZM203 99L205 100V102L203 101ZM236 99V100H235ZM252 99V98H251ZM253 99H255V97H253ZM136 102H135V101ZM153 102H152V101ZM158 100H160V101H158ZM161 100H162V102H161ZM199 100H201V101H198ZM216 100V101H215ZM196 101V102H195ZM228 101V102H227ZM237 101V102H236ZM244 101V102H243ZM247 101V102H246ZM113 102V103H112ZM155 102V103H154ZM169 102V103H168ZM181 102V103H180ZM185 102V103H184ZM191 102V103H190ZM204 103V105H213V107L215 108V110H216V112L219 114V117H217L212 111H210L209 109H207V108H204L203 107V104H201V103ZM211 102H212V104H211ZM234 102V103H233ZM236 102V103H235ZM137 103V104H136ZM159 103V104H158ZM174 103V104H173ZM188 103V104H187ZM194 103H196V104H198V105H200V107H198L197 108V110L194 112L193 111V108H192V105L194 104ZM215 103H217V104H215ZM245 105H244V104ZM157 106H156V105ZM167 104H169L168 106H167ZM190 104H192V105H190ZM240 104H242V106H240ZM151 105H153V106H151ZM164 105V106H163ZM185 105H186V107H185ZM217 105V106H216ZM251 105V106H250ZM148 106V107H147ZM162 106V107H161ZM183 106V107H182ZM244 106V108L242 109V107ZM247 106V107H246ZM59 107H62L61 106V104H60V106ZM59 107H57V108H59ZM140 107L141 108H143V109H140ZM169 107V109H167ZM185 107V108H184ZM220 107V108H219ZM155 110H154V109ZM162 108V109H161ZM184 108V109H183ZM188 108V109H187ZM191 109V111H190V109ZM228 108V109H227ZM139 109V110H138ZM160 109V110H159ZM167 110H169V111H167ZM202 112H201V111ZM160 111V112H159ZM184 111V112H183ZM188 111H190V112H188ZM130 112V113H129ZM135 112V113H134ZM148 112H149V114H148ZM152 112V113H151ZM156 112H158V113H156ZM180 112V113H179ZM182 112H183V114H182ZM188 112V113H187ZM194 112V113H193ZM168 113V114H167ZM192 114L191 115V119H189V114ZM199 114L198 116H197V114ZM239 113V114H238ZM252 113V114H251ZM134 115V117H133V115ZM136 114V115H135ZM147 114V115H146ZM160 114V115H159ZM162 114V115H161ZM166 114V116H163V115H165ZM182 114V115H181ZM186 114H187V116H186ZM201 114V115H200ZM224 114V115H223ZM151 115V116H150ZM148 116V117H147ZM153 116V117H152ZM179 116H180V118H179ZM197 116V117H196ZM224 119H222L221 117ZM224 116V117H223ZM138 117V118H137ZM142 117V118H141ZM185 117V118H184ZM194 117V118H193ZM165 118V120H163V119ZM202 118V119H201ZM154 119H156V120H154ZM158 119V120H157ZM161 119V120H160ZM166 119H168L167 121H168V123H167V121H166ZM200 119V120H199ZM235 119V120H234ZM238 119V120H237ZM24 120V119H23ZM26 120V127H28V129H30V127H33V126H37L38 125V123L37 122H35V121H33V120H28V119H25ZM141 120V121H140ZM149 120V121H148ZM155 122H154V121ZM159 120H160V122H159ZM179 120V121H178ZM186 121L184 124V128L183 129H180L179 128V124H180V122L181 121ZM194 120V121H193ZM197 120H199V121H197ZM153 121V122H152ZM202 121H204L203 123H202ZM209 121H210V123H209ZM230 121V122H229ZM101 122V121H100ZM140 123V124H139ZM151 123H153V124H151ZM161 123V124H160ZM205 123V124H204ZM30 124L32 125V126H30ZM34 124V125H33ZM37 124V125H36ZM188 124V125H187ZM197 124V125H196ZM237 124H239V126L237 125ZM139 125H142V126H139ZM146 125V126H145ZM152 125H154L153 127H150V128H152V129H148V127L149 126H152ZM156 125V126H155ZM162 125V126H161ZM220 125V126H219ZM162 127L163 129H164V131H163V129H160L159 131V133H158V131H157V128L158 127ZM186 126V127H185ZM189 126V127H188ZM199 126V127H198ZM143 127V128H142ZM220 127V128H219ZM262 127V128H261ZM154 128H155V130H154ZM194 129L195 128V130L197 131V132H202V135L201 136H194L189 130L190 129ZM260 128V129H259ZM140 129V130H139ZM218 129L220 130V129H222V130H226V129H231L230 130V132H229V135L225 138L224 136H222V135H217L216 134V131H218ZM239 129V130H238ZM235 130L237 131V132H235ZM157 131V132H156ZM166 131V132H165ZM175 131V132H174ZM179 131V132H178ZM183 131V132H182ZM139 132H137V136H135V138L133 137V143H132V146H134V145H136L137 143L139 144L140 142H145L146 143V141H145V139L142 137L141 138V136L139 135ZM173 132V133H172ZM188 132V133H187ZM204 132V133H203ZM231 132H233V135L231 134ZM148 133V134H147ZM161 133V134H160ZM162 133H164L163 135H162ZM167 133V134H166ZM170 133V134H169ZM175 133V134H174ZM177 133V134H176ZM179 133V134H178ZM187 133V134H186ZM214 133L216 134V135H214ZM228 133V132H227ZM240 133V134H239ZM242 133V134H241ZM156 134V135H155ZM166 134V135H165ZM172 134V135H171ZM236 134V135H235ZM156 137H155V136ZM174 135V136H173ZM177 135H178V138H177ZM182 135V136H181ZM183 135H184V137H183ZM158 136H160V137H158ZM192 136V137H191ZM234 136L235 137H240V138H242L241 140H237V139H235L234 138ZM256 136V137H255ZM158 137V138H157ZM181 137V138H180ZM202 137V138H201ZM200 138V139H199ZM228 138V139H227ZM244 138V139H243ZM254 138H256V139H254ZM93 141L91 140V141H89V142H91V144L89 143V146H91L92 144H94V143H96V141H97V137L96 136H94L93 138ZM154 139V140H153ZM160 139V140H159ZM172 139V140H171ZM192 139H194V140H192ZM199 139V140H198ZM143 140V141H142ZM177 140H179L180 142V148H175V146H176V141ZM198 140V141H197ZM200 140H201V142H200ZM157 141V142H156ZM161 141V142H160ZM231 142V143H229V142ZM143 142V143H144ZM183 142V143H182ZM191 142V143H190ZM198 142L201 144H199L200 145V147L198 146ZM85 143V142H84ZM88 142H86L85 144H87ZM160 143V144H159ZM204 143H205V145H204ZM174 144H175V146H174ZM181 144H183V145H181ZM172 145V146H171ZM82 146L83 145H79L76 149H75V154H74V157H72V158H70V159H68V160H60L59 162H61V161H63L62 162V164H61V166L62 165H64V164H67V163H71V164H73L74 162H75V160L76 159H78L80 156H81V154L82 153H84L85 151H82L81 150V148H82ZM155 146H156V148H155ZM202 146V147H201ZM245 146H246V148H245ZM81 147V148H80ZM194 147V148H193ZM244 149H243V148ZM144 149V150H143ZM192 149V150H191ZM80 150V151H79ZM119 150H120V148H119ZM153 150V151H152ZM157 150V151H156ZM177 150V151H176ZM180 150V151H179ZM241 150V151H240ZM177 152V153H176ZM183 152V153H182ZM152 153H154V155L152 154ZM173 153V154H172ZM179 153V154H178ZM186 154V155H185ZM172 155V156H171ZM173 155H174V157H173ZM178 157H177V156ZM183 155V156H182ZM170 157V158H169ZM185 157H187V158H185ZM242 157V158H241ZM245 157V158H244ZM119 158H123L122 157V154L120 155V157ZM169 158V159H168ZM173 158V159H172ZM179 158V159H178ZM183 158V159H182ZM185 158V159H184ZM192 159V162H190V160ZM197 158V159H196ZM182 161H181V160ZM242 159V160H241ZM261 157H259V156H257L256 157V160H257V162H261ZM189 160V161H188ZM198 160V161H197ZM246 160V161H245ZM174 161V162H173ZM176 161L178 162V163H176ZM184 161V162H183ZM196 161V162H195ZM67 162V163H66ZM179 162H181V164L179 163ZM141 163H142V161H141ZM191 163H193V164H191ZM175 164V165H174ZM180 165V167H178L179 165ZM183 164V165H182ZM186 164V165H185ZM88 165H89V167H88ZM189 165V166H188ZM210 165V166H209ZM7 166H10V164L9 165H7ZM14 167H16L15 165H13ZM59 165H57V167H58ZM70 166V165H69ZM12 167V166H11ZM207 167V168H206ZM209 167V168H208ZM210 167H212V168H210ZM13 168V167H12ZM11 168V169H12ZM59 168V167H58ZM234 168V169H233ZM14 171H15V169H13ZM137 170V169H136ZM235 170V171H234ZM90 171V172H89ZM92 171V172H91ZM227 171V172H228ZM175 172V173H174ZM164 173V174H163ZM169 173V174H168ZM45 174H47V172H45L44 173V175ZM162 174V175H161ZM168 176H166V175ZM172 174H175V175H177V179H175V180H173L172 179V181H171V178H170V176L172 175ZM213 174L214 175H216V176H220L219 174H217L216 172H214L213 171ZM228 174V173H227ZM170 175V176H169ZM224 175H226V173L224 172ZM112 178H114V179H112ZM167 178V179H166ZM196 178V177H195ZM166 179V180H165ZM170 179V180H169ZM161 180V181H160ZM34 181V180H33ZM166 181V182H165ZM174 181V182H173ZM238 182H239V177H238V175H236V178L235 179H233V180H231V183L232 184H235V185H237L238 184ZM33 183V182H32ZM174 184V185H173ZM32 184L30 183V185L28 186V188L31 186ZM126 185V184H125ZM160 185V186H159ZM184 185V186H183ZM57 186H59V185H57ZM56 185L54 186L55 188L57 187ZM88 186H89V190H92V191H95L96 189H99V187H97V185H94V184H91L90 182H89V184H88ZM158 186V187H157ZM171 188H170V187ZM174 186V187H173ZM197 186H199V185H197ZM32 187V186H31ZM181 187V188H180ZM200 187V186H199ZM198 187V188H199ZM210 187V186H209ZM211 187H213V186H211ZM216 187H219V186H216ZM27 188V189H28ZM61 189H63L62 187H60ZM60 188H57V189H60ZM167 191H166V190ZM173 190V191H170V190ZM178 189V190H177ZM250 189V190H249ZM25 191H26V187H25ZM164 191V192H163ZM166 191V192H165ZM201 192H199V194H203V192H202V188H201V190H200ZM157 192H159V193H157ZM226 191H224V190H222L221 189V194H220V197H221V202L219 203V204H217V206L216 207H213V210L214 211H211V212H209L208 211V209H207V207H209L208 205L209 204H213V203H211L210 202V199H208V202H204V204H202V206H201V204H198V205H194L193 203H190L192 206V209L191 210H196V212L197 213H200V214H203L209 221H211V222H215L224 212H225V206L226 205H231L232 203H233V195H232V193H230V192H226V194H224L223 195V193H225ZM253 192V193H252ZM164 193V194H163ZM181 193V192H180ZM228 193V194H227ZM249 193H251V194H249ZM65 194H66V191H65ZM188 194H190V195H192V193H188ZM230 194V195H229ZM20 194H17V196H18V198H20L21 196H22V199L20 200H18V201H22V200H25L26 199V194L24 195V193L22 192V195L21 196H19ZM149 195V196H148ZM222 195V196H221ZM23 196H25V198L23 197ZM202 196V195H201ZM229 196H231V197H229ZM245 197L246 196V198L249 200H251L253 203H257L258 205H259V207H261V208H263V201H264V182H262V183H256V182H252V181H249L248 183H247V185H246V187H245V190H244V194L243 195H240L239 193H237V198L240 200V203L242 204V206H243V209L245 208V201H246V199L245 198H243V197ZM149 197H151L150 199L147 198ZM17 198V199H18ZM142 198H144V199H142ZM231 198H232V203H231ZM131 199V200H130ZM145 199H147V200H145ZM224 199H226V200H224ZM242 199H244V202H243V200ZM63 200V199H62ZM62 200L61 199H59V198H57V199H55V198H50L49 199V203L50 204H59V203H62ZM178 200H180V199H178ZM151 201V202H150ZM156 201V202H155ZM224 201V202H223ZM46 202V201H45ZM154 203V204H153ZM225 204V205H224ZM158 205V206H157ZM168 205V206H167ZM171 205V206H170ZM206 205V206H205ZM43 206H46V205H43ZM170 206V207H169ZM7 207L8 208H11V209H9L10 211H14V210H17V213L16 214H13L12 215V217L10 218V217H8V220H11V221H15L16 222V225H15V223H13L12 224V226L11 227H8V228H6V230L7 231H10L9 233H8V235H6L5 237H3V235H0V246H2V245H5L6 246V244H7V242L8 241H5V239H7V240H11L12 239V237L13 236H11V234L10 233H12L13 232V235L15 234V236H19V234L20 235H22L24 238H25V236L23 235L24 234V232H23V215H24V212H22L23 210H21L22 209V206H21V204L19 205V204H17V206H16V204L15 205H7ZM13 207V208H12ZM19 207V208H18ZM63 207V206H62ZM206 207V208H205ZM220 207H222V208H220ZM44 208V207H43ZM173 208V209H172ZM174 208H175V210H174ZM178 210H177V209ZM197 208V209H196ZM199 208V209H198ZM216 208H218V209H216ZM169 209H171V210H169ZM231 209V210H230ZM21 210V211H20ZM44 210H46V211H43V213H40L41 215H45L43 218L45 219V221H44V223L42 224L41 222L39 223V221H37L38 223H37V226L34 228V226L36 225V223H33V220H30L29 219V221H28V223H29V229H33V233H31V238L30 239H32V237L34 238V240H35V242L37 241V242H41L42 243V245H44V249H46V250H49V243H48V241H49V239H50V237H52V235H54V232H57V231H55V230H53V228H52V226H53V222L56 220V219H60V217H59V215L60 214H55L54 213V211L52 210V209H49V208H44ZM141 210V211H140ZM220 210V211H219ZM204 211L207 213H204ZM217 211V212H216ZM219 211V212H218ZM227 212H228V214L229 215H235L236 214V210L234 209V208H231V207H229L228 209H227ZM1 213H3V211L1 210L0 211V214ZM216 213V214H215ZM248 213V220L250 221V222H252L251 224L254 226V228L255 229H257V230H264V223H260V220L257 218V217H259V214H257L256 212H252V211H250L249 210V212H247ZM21 214H23L22 216H21ZM211 214V215H210ZM220 214V215H219ZM9 215V214H8ZM17 215V216H16ZM110 215H111V213L110 212H107V211H104V209L102 210V213H100V218H101V220H102V222L104 223L105 222V220L107 219V217H109L110 218ZM184 215V216H183ZM14 216V217H13ZM19 216V217H18ZM147 216V217H146ZM253 217V218H251V217ZM15 217H17V219L15 218ZM14 218V219H13ZM16 219V220H15ZM18 219H19V221H18ZM188 219V220H187ZM48 220V221H47ZM79 220V219H78ZM129 221V222H128ZM151 221H153L152 219H151ZM157 221V220H156ZM18 222V223H17ZM47 222V223H46ZM160 222H162V223H165V222H163V221H160ZM178 222V223H177ZM8 223V222H7ZM6 223V224H7ZM124 223H127V225L126 226H124L125 224ZM148 223H150L151 224V222H148ZM175 223H176V225H175ZM254 223V224H253ZM6 224H0V226H3V225H6ZM18 224V225H17ZM21 226H20V225ZM120 224H123V226H124V229H125V231H124V233H121V229H118V227H119V225ZM131 224V225H130ZM153 224V223H152ZM177 224H180V225H177ZM130 225V226H129ZM155 225H158V226H162V227H164V226H166L165 224H164V226L162 225V224H155ZM205 227H204V226ZM17 226V227H16ZM18 226H20V228H18ZM16 227V229H14V231L12 230L13 228H15ZM22 227V228H21ZM40 227H41V229H42V231H40V230H38V229H40ZM202 227H204L203 228V230H202V228L200 229V227H198L195 231L196 232H198V231H200L201 232V230L202 231H204L205 230V228H206V225L204 224V223H202ZM38 228V229H37ZM44 228V229H43ZM71 228H73V226L71 225ZM227 227H222V229H221V234H220V239H219V243L220 244H222V246H223V248H229V246H230V233H229V231H228V228L226 229ZM10 229V230H9ZM20 229L22 230V231H20ZM49 229V230H48ZM129 229V230H128ZM5 230V231H6ZM37 230V231H36ZM45 230V231H44ZM48 231V232H47ZM127 232V233H126ZM19 233V234H18ZM121 233V234H120ZM129 233V234H128ZM154 234V233H153ZM3 238H2V237ZM35 236V237H34ZM48 236V237H47ZM154 236V235H153ZM47 239H46V238ZM115 237V238H116ZM5 238V239H4ZM11 238V239H10ZM14 238V237H13ZM49 238V239H48ZM114 238V239H115ZM43 239H44V241H43ZM46 239V240H45ZM118 240H116V241H108L107 243H105L104 245H102L101 246V249L99 248V249H97V251L95 252V253H93V254H90L89 255V258L87 259V260H89V261H91V263L92 264H97V260H96V258L98 257L97 255H100L101 253H103L107 248L109 249L110 247H113V245L114 246H117L119 243V241ZM118 241V242H117ZM137 241V242H136ZM207 238L205 237L204 239H203V241H202V243H205V244H203L202 245V248L200 249V252H199V255L200 254H202V252H204L205 254L206 253H208V252H206V250H209L211 247H209V245H210V243L208 242L207 243ZM11 242V241H10ZM112 242V243H111ZM53 243H55V242H53ZM258 243H260L261 245H262V248H263V250H264V241H258ZM107 244V245H106ZM229 245V246H228ZM46 246V247H45ZM7 247V246H6ZM102 247H103V249H102ZM104 248H105V250H104ZM17 249H19V248H17ZM14 251V250H13ZM50 252H52L53 253V255L55 254L52 250H49ZM213 251H214V253H215V255L213 254L212 256H211V260L209 261V264H216L215 263V261L217 260V258H218V256H217V253L215 252V249L213 248ZM234 251V250H233ZM188 252H190V251H188ZM185 253L183 256H184V258L182 257V259L181 258H179V261L177 262V263H174V264H187V262H188V260H189V258L191 257V255H189V253ZM56 255V254H55ZM134 255V254H133ZM187 255V256H186ZM59 256H61V255H59ZM96 256V257H95ZM135 256V255H134ZM10 258V257H9ZM6 258L7 260H11V261H13V264H21V259H17V258H15V257H12V258ZM40 258V259H39ZM37 259L38 260H40V261H42V262H40L41 264H44L43 263V258H41L40 257V255H39V257H37ZM128 260H130V261H127V262H124V264H135L134 263V259L133 258H131V259H128ZM183 260H184V262H183ZM86 261V260H85ZM45 262H48L47 260H45ZM186 262V263H185ZM213 262V263H212ZM45 264H47V263H45ZM99 264H102V263H99Z\"/></svg>",
    "mask_w": 264,
    "mask_h": 264
}]
</instances>
